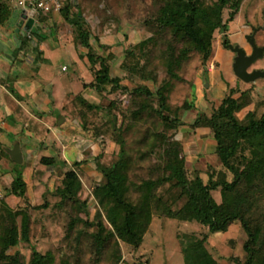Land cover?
<instances>
[{
    "label": "trees",
    "instance_id": "obj_1",
    "mask_svg": "<svg viewBox=\"0 0 264 264\" xmlns=\"http://www.w3.org/2000/svg\"><path fill=\"white\" fill-rule=\"evenodd\" d=\"M13 8V0H0V26L10 19ZM240 8L241 0H164V6L155 16L153 24L157 33L170 31L173 36L174 41L168 46L169 57L165 58L164 55L168 54L165 52L161 59L167 74L176 78L174 68L178 58L174 43L182 44V50L178 52L182 57L194 50L203 54L205 64L211 61L216 33L226 35L229 32ZM227 12L228 19H225ZM61 14L66 23L75 29L79 47L88 50L86 56L94 80L87 87L101 97L122 92L130 98L126 111L122 112L121 123L116 103L103 107L83 101L87 105L83 130L88 133L94 131L97 136L111 131L113 141L120 145L124 155H120L111 167L97 165L106 182L96 183L93 189V196L105 212L112 230H106L100 213L97 220L90 221L87 203L81 200L84 185L77 171L69 170L61 186L52 193H46L45 199L53 196L57 206H70L76 214L70 221L69 231L97 225L99 232L94 235L92 248L102 256L103 249L114 240V252L107 259L111 264H121V242L129 248L139 249L155 216L196 222L206 227L208 234L202 239L195 235L186 236V240L181 241L185 264H218L206 247L209 237L227 234L233 226L239 225L247 235L243 246L246 256L245 260H231L236 264H264V114L258 116V110L264 103L256 105L254 111L240 119V113L253 103L252 98L247 92L231 89L212 115L199 112L190 127L197 134L207 131L214 139L219 164L208 166L205 172H196V177L191 179L186 168L183 143L178 139L185 123L179 117L180 110H171L168 105L165 88L152 91L143 84L133 89L124 85V81L128 80H156L145 66L150 45L155 44L153 38L126 50L120 67L124 75L115 77L112 74L115 58L95 51L93 36L80 5L69 0ZM225 43H231L227 36ZM194 108L190 104L185 105L186 111ZM166 111L174 115H167ZM95 112L107 116L100 126L96 124ZM146 124H150L151 129L146 136L151 138L149 148L145 152L137 151L134 156L129 155L126 134L133 131L137 136ZM134 141L140 146L146 142L142 138ZM143 161L152 164H148L147 173L138 182L135 176L142 169L140 164ZM42 163L53 166L56 161L43 159ZM78 166V163L74 165ZM26 191L22 173L17 171L10 194L24 198ZM182 200H186L184 206L175 210V205ZM49 205L46 200L34 210L47 209ZM31 224L29 206L14 210L0 202V264H51V256L35 248H32L30 260L19 251L12 254L21 244L31 245ZM83 231L79 230L77 241ZM64 264L71 263L66 261Z\"/></svg>",
    "mask_w": 264,
    "mask_h": 264
},
{
    "label": "rangeland",
    "instance_id": "obj_2",
    "mask_svg": "<svg viewBox=\"0 0 264 264\" xmlns=\"http://www.w3.org/2000/svg\"><path fill=\"white\" fill-rule=\"evenodd\" d=\"M76 2L80 5L88 28L92 33V44L95 51L104 54L105 57L112 55L116 59V62L114 60L112 62L113 76L118 74L119 77H123L124 74L120 65L125 60L127 49L136 47L153 38L155 44L150 45V52L145 61V66L151 76H155L156 80L147 82H142L138 79H135V81L128 80L124 81V85L133 89L139 84H143L152 91L157 90L159 87L165 88L164 93L167 97L168 105L171 110H180L179 117L185 123V126L180 129L178 139L183 143L186 154V168L191 179L196 177V172H205L208 166L219 164L217 156L208 163L207 160L197 154V148H199L197 141L207 131H199L198 134L194 133L190 125L199 116V112L212 115L213 110L220 106L223 99L231 92V89H237L240 93L247 92L252 98L253 103L240 113V119H243L247 113L254 111L256 105L264 103V79H259L252 84L239 80L233 70L236 55L225 47V36H227L231 42L230 44L239 45L247 53H250L251 50L246 42V36L252 35L255 30H258L256 34L257 44L264 46V0H241L240 12L235 22L231 25L229 32L226 35L216 33L213 58L207 64L204 63L203 54L194 50H190L184 57L180 56L178 52L182 50V44L177 45L174 43V48L177 49L176 58H178L174 68L176 78L169 76L164 65H161L163 53H168L164 55L165 58L170 55L168 46L174 41L173 36L170 31H165L163 34L157 33V28L153 24L155 16L158 15L164 6V0H76ZM18 9L20 8L18 7ZM53 14L55 13L48 15L53 16ZM48 15L39 17L44 18ZM61 15L63 16V14ZM36 19L40 20L38 17ZM225 19H228V12L225 14ZM62 29L67 37H71L72 44L80 48L76 40L75 29L69 24L62 26ZM102 45L103 47H100ZM79 51L84 54L88 53V50L84 48H80ZM61 53L63 55L57 59L60 66L55 72L57 73L56 76L61 73V67L67 65L70 70L66 75H69L70 79L75 82L77 74L74 72V65L65 52L63 53L62 51ZM212 70L214 73H211ZM254 70L264 72V57L259 59L249 71L252 72ZM87 77L90 76L88 75ZM214 77L218 81H214ZM64 78L65 82L68 83L70 79L65 75ZM76 84H71L74 93L78 91V85ZM124 95L122 92H116L111 96L104 97L96 94L93 97L95 101L92 100V102L103 107L109 106L111 102L116 103L119 109L115 108H117L119 123H121L123 121L122 112L126 111L130 100L129 96L126 97ZM83 101L81 97H77L75 104L67 106V110L71 112L72 116L79 114V109L78 111L76 110L77 107L82 109V113L83 109L86 110L87 105ZM186 104H190L195 108L191 111H186ZM165 114L174 115V113L169 111H166ZM262 114H264V106L258 110V116ZM94 115H96V124L99 126L107 119L105 113L95 112ZM148 129H150V124L143 125L141 130L137 132V136H134L133 131L126 134V139L129 143V155L134 156L137 151H147L151 142V138L146 137ZM96 134L91 131L89 135L99 148V156L97 157L98 160L95 161V165L111 167L118 161L119 156L124 155V153L120 145L113 141L112 138L114 136L111 131L101 136ZM137 138L146 140L145 144L140 146L138 143H134ZM150 163L149 161H143L140 164L142 169L137 172L136 181L140 182L145 176L147 173L146 169ZM76 171L84 185L81 200L87 203L90 221L97 220L96 217L100 213L106 230H112L105 212L100 209L93 196L95 184H103L106 179L100 171H97L99 181L91 179L87 181L78 168H76ZM61 177L62 179L58 181V184H55V187L56 185L57 187L61 186L63 176ZM216 198H219V194H216ZM46 200L50 203L47 209L34 210V207L45 204ZM185 201H180L175 205L174 209L180 210L184 206ZM18 204L8 206L14 210L25 209L29 206L32 216L31 245L21 244L12 251V254L19 251L22 256L30 260L32 248H35L42 254H49L51 256V264H64L66 261L71 264H111V261L107 258L114 252V240L103 249L105 252L102 256L98 255L95 248H92L94 235L99 232L98 226H84L81 229L77 228L70 232V221L72 217H76L70 206H57V200L53 196L48 199H45V197L35 198L31 204L25 199ZM82 229L84 234L77 241L76 236L79 230ZM206 234H208V229L199 223L180 222L155 216L139 249L129 248L121 242L123 256L121 264H185L181 241L186 240V236L192 235L202 239ZM246 241L247 235L239 225H235L227 234L211 235L206 247L218 264H236L231 259L245 260L246 254L243 246Z\"/></svg>",
    "mask_w": 264,
    "mask_h": 264
},
{
    "label": "crops",
    "instance_id": "obj_3",
    "mask_svg": "<svg viewBox=\"0 0 264 264\" xmlns=\"http://www.w3.org/2000/svg\"><path fill=\"white\" fill-rule=\"evenodd\" d=\"M61 1L66 4L69 0ZM17 4L18 0H13V13L0 26V202L10 206L25 199L31 204L35 198L56 191L59 187L55 184L61 176L64 178L69 170L76 168L87 181H99L98 164L95 165L99 148L89 137L90 133L83 130L87 110L83 109L82 113L77 107L76 116L67 110L77 97L95 101L93 97L97 93L87 87L94 80L89 60L79 51L81 47L72 44L71 37L64 33L62 26L67 23L61 12L44 18L38 16L40 20L35 18L28 31L21 20L23 10ZM62 51L74 65L75 82L66 75L70 70L67 65L56 76L60 66L57 59L63 55ZM64 67H67L65 72ZM64 75L70 79L69 84ZM214 81L218 79L214 77ZM72 83L78 85L75 93ZM205 133L197 141V154L210 163L216 156L217 144ZM17 144L22 151V164L14 163L6 153ZM43 159H53L56 163L46 166ZM76 163L78 167H74ZM17 171L22 173L26 184L24 198L10 194Z\"/></svg>",
    "mask_w": 264,
    "mask_h": 264
},
{
    "label": "water",
    "instance_id": "obj_4",
    "mask_svg": "<svg viewBox=\"0 0 264 264\" xmlns=\"http://www.w3.org/2000/svg\"><path fill=\"white\" fill-rule=\"evenodd\" d=\"M34 25V20H30L25 28L30 31ZM258 30H255L252 35L246 36V40L252 47V54L248 55L246 50L239 45L226 44V48L229 49L233 54L236 55L233 64V70L235 76L244 83L252 84L257 82L259 79H264V72L259 70H254L250 72L249 70L253 65L261 58L264 57V47H260L257 44L256 34ZM6 153L10 156L11 160L16 164L23 163V155L20 145L17 144L13 149L6 150Z\"/></svg>",
    "mask_w": 264,
    "mask_h": 264
},
{
    "label": "built area",
    "instance_id": "obj_5",
    "mask_svg": "<svg viewBox=\"0 0 264 264\" xmlns=\"http://www.w3.org/2000/svg\"><path fill=\"white\" fill-rule=\"evenodd\" d=\"M76 2V0H72ZM18 7L23 10L21 18L26 25L30 20H34L38 16L48 15L51 13H60L64 8V3L61 0H35L28 2L27 0H19ZM67 71V67L63 68Z\"/></svg>",
    "mask_w": 264,
    "mask_h": 264
},
{
    "label": "flooded vegetation",
    "instance_id": "obj_6",
    "mask_svg": "<svg viewBox=\"0 0 264 264\" xmlns=\"http://www.w3.org/2000/svg\"><path fill=\"white\" fill-rule=\"evenodd\" d=\"M246 42L248 43V41L246 40ZM248 45H249V47H250V50H251V52L250 53H248V55H251L252 54V52H253V50H252V47L250 46V44L248 43ZM260 47H264V46H260Z\"/></svg>",
    "mask_w": 264,
    "mask_h": 264
}]
</instances>
